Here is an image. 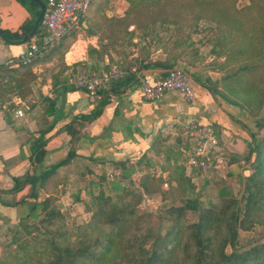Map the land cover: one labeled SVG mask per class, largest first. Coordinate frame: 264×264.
<instances>
[{
	"label": "trees",
	"instance_id": "1",
	"mask_svg": "<svg viewBox=\"0 0 264 264\" xmlns=\"http://www.w3.org/2000/svg\"><path fill=\"white\" fill-rule=\"evenodd\" d=\"M123 1L127 8L122 16L106 17L103 12H97L100 20L92 24L83 16L80 22L85 21L87 28L80 26L69 31L49 47L41 59L25 67L0 68L1 105L12 96L26 99L38 76L41 83L47 78L51 80L48 95L41 97L44 106L42 127L31 143L32 163L38 164L46 155V135L53 128V123L48 122L47 118L55 111L56 88L65 84L71 75L98 74L111 66L129 72L100 91V98L89 114L80 115L65 125L71 141H75L81 136V128L101 115L110 95L123 94L127 87L137 82V76L145 72L158 73L162 78L178 68L189 76L191 85L195 83L208 93L228 118L230 131L246 141L248 151L244 160L248 165L243 166L239 173L243 195L239 201L228 204L231 215L225 221H220L224 231H221L218 241L214 236L205 235V227L211 224L209 217L212 215L202 214L195 223L174 234L171 233L172 229L164 234L158 230L149 233V236L142 233L137 237L140 244L135 245L136 242L132 241L137 235L134 233L130 236L129 227L136 212L122 203V198L129 195L128 191L116 195L117 201L101 190L92 194L91 204L85 209H92L94 215L88 222L69 230L52 195L37 200V190L46 184L57 168L75 158V154L69 152L63 161L37 175L26 174L21 179H14L11 192L19 191L27 184L33 187L30 194L32 204L27 213L18 218L11 231L10 247L1 252L0 264H264V242L259 243L264 239V231L258 239L245 246H240L237 241L240 223L250 217L264 216V135L258 137L249 125L253 124L258 131L264 126L253 114H235L217 101L219 98L240 107L230 101L228 96L231 95L243 97L250 107L264 103V0ZM238 2L243 5L236 8ZM171 13L175 18L168 16ZM36 16L37 13L23 25L21 34L31 31ZM82 32L88 36L98 35L100 42L106 41L98 51L88 47L87 53L97 62L103 60L106 54L107 65L86 68L82 63L71 66L64 64V53ZM40 33L41 29H37L35 36L38 37ZM2 34L8 39L21 38L16 33ZM203 49L206 50L204 56ZM156 53L159 55L155 56ZM171 53L177 54L175 60L170 57ZM160 55L163 58H159ZM52 58L56 59L54 68L58 69L57 72L53 73V68L47 77L32 73L31 69L37 62H52ZM205 58L211 60L209 67L215 66L221 72L219 83L226 93L218 91L209 79H202L199 73L189 70ZM13 108V105H8L6 111ZM127 164L120 162L115 165L125 169ZM140 186L148 190L145 183ZM239 203H242V211ZM171 240L178 242L168 248ZM181 240L188 246V251L183 261L173 263L171 260L179 256L178 243ZM226 246L230 247L229 252L225 250Z\"/></svg>",
	"mask_w": 264,
	"mask_h": 264
},
{
	"label": "crops",
	"instance_id": "2",
	"mask_svg": "<svg viewBox=\"0 0 264 264\" xmlns=\"http://www.w3.org/2000/svg\"><path fill=\"white\" fill-rule=\"evenodd\" d=\"M117 1L126 4L123 0ZM44 3L45 0H0V33L21 35V38L16 40L8 39L2 34L5 39L0 38V68H16L5 66V63L24 52L35 37L36 32L24 41V36L30 31L21 34V28L35 13L38 16L40 5ZM126 8L127 4L121 6L100 4L99 1L93 0L84 17L92 24L100 20L97 12H103L106 17L122 16ZM81 26L83 29L87 28L85 21ZM37 29H40V22ZM105 42V40L100 42L98 35L88 36L82 32L64 53V64L71 66L82 63L86 68L107 65L106 54L103 60L97 62L87 53L88 47L98 51L100 45ZM176 56L175 53L170 54L173 60ZM159 58H163V55ZM39 59L41 58L35 61ZM55 60L52 58V62ZM52 62H37L31 71L37 76L47 77L48 74L43 72ZM57 70L54 69L53 73ZM143 74L148 82L159 78L158 73ZM192 84L194 95L190 103L184 102L176 92H168L157 101H146L138 85L132 84L123 94L110 95L101 115L81 128L79 139L71 141L65 125L80 115L89 114L94 106L88 102L84 91L73 88L67 80L65 84L56 88L55 111L47 118L48 122L53 123V128L46 135L48 139L45 145L46 155L38 164L32 163L31 143L33 138L37 137L38 129L42 127L41 114L44 106L41 97L48 95L51 80L47 78L41 83L38 76L31 85V94L26 99L12 96L9 101L0 104V234H10L18 218L25 215L32 204L30 194L33 187L27 184L21 190L11 192L14 179H21L26 174L37 175L63 161L69 152L74 153L75 158L57 168L55 173L72 170L75 165H82V170L88 173L106 170L108 167L115 169L116 163H133L145 155L150 156L157 151V147L163 148L162 146L171 140H177L181 144L178 152L182 156L179 149L186 145L184 129L191 119L212 128L221 148L227 152L231 151L233 148L231 139L233 137L237 140L243 139L230 131L231 124L228 118L219 110L208 93L195 83ZM8 105H13L14 108L7 112ZM17 110L23 112V117H15L14 113ZM234 166H230L231 170ZM55 173L37 190L38 201L47 196L43 189L52 184Z\"/></svg>",
	"mask_w": 264,
	"mask_h": 264
},
{
	"label": "rangeland",
	"instance_id": "3",
	"mask_svg": "<svg viewBox=\"0 0 264 264\" xmlns=\"http://www.w3.org/2000/svg\"><path fill=\"white\" fill-rule=\"evenodd\" d=\"M97 1L100 4L126 5L117 0ZM242 5L243 3L238 2L236 8ZM168 16L175 18L173 13ZM205 52L206 50L203 49V56ZM210 61V58H205L204 61L194 64L189 70L199 73L202 79H209L210 84L216 85L218 91L226 93L219 83L221 72L216 70L215 66L209 67ZM55 65H57L56 60L45 67L43 73L50 75L51 69ZM228 98L241 108L223 102L219 98L217 101L225 109L235 114L244 116L253 114L254 118L264 126V103L260 106L250 107L243 97L229 95ZM249 128L258 137L264 135V128L258 131L253 124L249 125ZM231 140L233 148L229 152L224 150L226 168L221 174L212 173L200 178L195 176V172L186 170L183 158L178 152V147L181 144L177 140H171L168 144L163 145V148L157 147V151H154L150 156L145 155L138 161L128 163L125 169L108 167L106 170L88 173L82 170V165H75L72 170L58 171L55 173L52 184L47 185L43 190L47 196L52 195L56 200V206L69 230H72L74 226L88 222L94 215L92 209L88 211L85 209V206L91 204L92 194L101 190L107 197L117 201L116 195L122 191H128L129 195L122 198V203L136 212L132 226L129 227V235L132 236L134 233L137 235L132 241L136 242L135 245L140 244L141 241L139 242L137 237L143 235L142 233L149 236V233L156 230L164 234L172 229L171 233L174 234L180 229L183 230L187 225L195 223L199 215L202 214L212 215L209 217L211 224L205 227V235L214 236L218 241L221 231H224L220 221H225L231 215V210L227 208L228 204L231 201H239L243 195V182L239 173L243 166L248 165V162L244 160L248 151L246 141L237 140L235 137ZM166 146L167 148H165ZM231 165H235L233 170H231ZM192 177L195 178L193 182L191 181ZM141 183L147 185V191L141 188ZM192 200L195 202L192 203ZM239 206L242 211V203H239ZM258 217H250L238 225L237 241L240 246H245L258 239L264 231V216ZM177 242V240H171L167 247L170 248ZM260 242H264V239ZM9 247L10 234H0V254ZM178 249L179 256L171 260L173 263L185 259L188 246L181 240L178 243ZM225 250L229 252L230 247L226 246Z\"/></svg>",
	"mask_w": 264,
	"mask_h": 264
},
{
	"label": "built area",
	"instance_id": "4",
	"mask_svg": "<svg viewBox=\"0 0 264 264\" xmlns=\"http://www.w3.org/2000/svg\"><path fill=\"white\" fill-rule=\"evenodd\" d=\"M93 0H45L44 10L40 19L41 33L34 37L27 49L18 54L5 66H29L52 45L59 42L69 31L79 29L81 18L88 11ZM128 71L117 66L98 74L74 75L68 79V84L85 92L88 102L93 105L100 98V91L112 82L128 75ZM142 97L146 101H157L168 92L178 93L184 102L193 100V87L190 78L181 69L175 68L166 76L148 82L144 76H137V82ZM15 117H23V112L17 110ZM186 145L180 147L184 166L195 176L204 177L209 174H221L226 168L224 150L219 146L214 130L200 124L195 119L188 121L184 129ZM194 177L191 178L193 182Z\"/></svg>",
	"mask_w": 264,
	"mask_h": 264
},
{
	"label": "water",
	"instance_id": "5",
	"mask_svg": "<svg viewBox=\"0 0 264 264\" xmlns=\"http://www.w3.org/2000/svg\"><path fill=\"white\" fill-rule=\"evenodd\" d=\"M43 10H44V5L41 4L40 5V12L34 21V24H33L31 31L24 36V39H23L24 41H27V39L31 38L34 35V33L36 32L38 24H39L41 16H42V13H43ZM0 38L5 39L1 33H0Z\"/></svg>",
	"mask_w": 264,
	"mask_h": 264
}]
</instances>
